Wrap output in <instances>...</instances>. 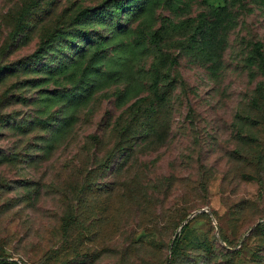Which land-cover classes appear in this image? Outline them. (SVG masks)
<instances>
[{
  "label": "rangeland",
  "instance_id": "rangeland-1",
  "mask_svg": "<svg viewBox=\"0 0 264 264\" xmlns=\"http://www.w3.org/2000/svg\"><path fill=\"white\" fill-rule=\"evenodd\" d=\"M260 86L264 0H0V261L264 264Z\"/></svg>",
  "mask_w": 264,
  "mask_h": 264
},
{
  "label": "trees",
  "instance_id": "trees-1",
  "mask_svg": "<svg viewBox=\"0 0 264 264\" xmlns=\"http://www.w3.org/2000/svg\"><path fill=\"white\" fill-rule=\"evenodd\" d=\"M255 47H256L257 52H259V45H256ZM152 90H153V94L155 95L157 93L156 85H154ZM257 90H258L257 92H260V97L262 98L261 100L264 103V86H260ZM150 99L151 98L145 97V98H142V99L138 100L135 104L139 105V107L142 108V107H145V106L149 105ZM149 106L151 107V104ZM135 119L136 118H134L132 121L134 122ZM184 230H185V226H183V228H182V231H184ZM179 245H180V240H179L178 237H176L175 241H174V243L172 245V248H171V253H175L177 248L179 247ZM0 264H16V263L15 262L0 261Z\"/></svg>",
  "mask_w": 264,
  "mask_h": 264
},
{
  "label": "water",
  "instance_id": "water-1",
  "mask_svg": "<svg viewBox=\"0 0 264 264\" xmlns=\"http://www.w3.org/2000/svg\"><path fill=\"white\" fill-rule=\"evenodd\" d=\"M193 215H194V214H193ZM190 218H192V217H190ZM190 218H187V220L181 225L180 230L183 228V226H184L185 224H187V222H188V220H189Z\"/></svg>",
  "mask_w": 264,
  "mask_h": 264
}]
</instances>
